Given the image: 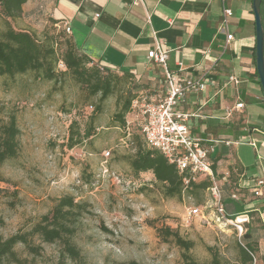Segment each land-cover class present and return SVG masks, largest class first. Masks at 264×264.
<instances>
[{"label":"rangeland","instance_id":"374dc122","mask_svg":"<svg viewBox=\"0 0 264 264\" xmlns=\"http://www.w3.org/2000/svg\"><path fill=\"white\" fill-rule=\"evenodd\" d=\"M55 70L56 81L51 82L31 72L0 77V118L6 121L14 114L20 131L18 155L0 164V239L29 231L58 198L71 195L88 204L73 236L86 264H184L181 250L157 237L155 228L161 226L194 242L191 255L200 264H209L213 254L236 264L239 246L246 242L234 227L223 231L186 220L187 209L203 203L207 192L185 191L170 199L150 172L135 174L128 163L134 149L124 145L122 125L114 119L122 102L114 95L101 113L90 111L98 97H90L69 73L61 74L62 65ZM129 86L135 93L148 89L136 80ZM136 116L131 111L125 121L139 136ZM73 121L80 133L91 121L94 129L89 139L69 149ZM139 141L145 145L140 136ZM227 211L233 213L234 207L227 206ZM31 245L36 252L17 244L15 258L5 257L0 264H72L66 258L62 263L59 243H43L34 236Z\"/></svg>","mask_w":264,"mask_h":264},{"label":"crops","instance_id":"0c3cea01","mask_svg":"<svg viewBox=\"0 0 264 264\" xmlns=\"http://www.w3.org/2000/svg\"><path fill=\"white\" fill-rule=\"evenodd\" d=\"M132 2L26 0L13 25L40 39L45 34L69 37L90 65L132 74L148 88L139 93L154 98L165 93L162 68L147 58L155 41L168 51L171 72L206 81L205 90L188 94L179 110L193 115L191 132L209 148L223 202L226 209L234 207L228 214L250 218L247 239L255 246L256 264H262L264 185L260 196L253 190L258 180L264 181V97L255 64L252 0H141L137 6ZM224 10L231 11L226 27ZM262 20L264 24V9ZM227 34L232 35L228 42ZM238 102L243 107L236 110ZM232 194L238 200H232Z\"/></svg>","mask_w":264,"mask_h":264},{"label":"trees","instance_id":"16d2710c","mask_svg":"<svg viewBox=\"0 0 264 264\" xmlns=\"http://www.w3.org/2000/svg\"><path fill=\"white\" fill-rule=\"evenodd\" d=\"M25 2L26 0L0 2V77L14 78L31 72L45 81H56L55 69L61 64L64 68L61 74L69 73L75 83L85 88L90 97H98V102L91 111L101 113L103 103L114 95L118 103L122 102L119 111L114 114V119L122 125L124 135L121 139L124 140V145L134 149V154L128 158V163L135 174L150 172L154 181L162 186L166 198H180L185 191H188V194L197 191L207 192L211 186L209 177L197 175L196 180L190 181L184 188L183 176L178 174L175 166L169 164L159 151L148 147L137 128V133L145 145L140 142L139 136L134 134L133 126L125 121V116L132 111V102L142 94L135 93L134 88L129 86L130 81L135 80L134 76L130 73H116L90 65L91 60L79 54L72 40L62 34L57 36L45 34L44 38L40 39L30 32L17 30L13 22L21 14ZM263 9L264 0L261 3V18ZM262 26L264 29L263 20ZM3 112L4 107L0 103V116ZM69 128L70 136L67 143L69 149L89 139L94 129L92 121L82 133L74 121L70 123ZM19 133L14 114H9L6 121L0 118V164L18 155ZM201 176L203 178H200ZM197 178H200L199 182ZM206 202L207 199L196 207H203ZM87 207L86 202H76L71 195L58 198L51 211L43 215L29 231L15 233L4 240L0 239V260L5 257L15 258L14 247L17 244L26 246L32 253L36 252L37 248L31 245V240L34 236H38L43 243L60 244L62 263L66 258L72 264H86L79 248L73 242V236L79 218L83 213L88 212ZM155 231L157 237L164 243H173L181 250L184 264H200L191 255L194 242L182 238L177 230L168 226L155 228ZM245 235L250 236V232L247 231ZM245 242L246 245L239 246L236 264H256L255 246L249 243V239H245ZM261 261L264 264V257ZM209 264L228 263L222 262L218 254H213Z\"/></svg>","mask_w":264,"mask_h":264},{"label":"built area","instance_id":"2783aa9c","mask_svg":"<svg viewBox=\"0 0 264 264\" xmlns=\"http://www.w3.org/2000/svg\"><path fill=\"white\" fill-rule=\"evenodd\" d=\"M141 0H133L132 5L137 6ZM230 10H224L222 26L226 27ZM65 31L70 33L69 26L64 24ZM232 40V35L227 34L226 41ZM147 58L153 64L163 70L165 93L164 96L154 98L142 93L132 102L131 110L137 114V127L148 147L160 152L169 164L175 166L178 174L183 176L184 188L190 181L196 180L197 175H205L211 180V186L207 190V202L203 207L187 209L186 220L197 219L207 226L217 229H230L234 227L240 239L246 234L245 224L250 222L247 215L230 216L222 199V191L214 178L212 163L209 159V148L204 140L193 136L190 127L192 114L179 110L181 101L188 94H198L205 90L206 81L196 78H184L168 69V51L164 50L158 41L148 51ZM61 65V64H59ZM230 81L236 82L234 78ZM242 102L235 105L239 110ZM92 110V106L88 108ZM230 111L227 115L230 116ZM124 143V142H123ZM226 142V145H229ZM255 147L254 143H251ZM104 162L109 153L103 155ZM263 180L256 182L253 190L254 196H260V186ZM232 200H238L237 194L230 196ZM241 220V222H239Z\"/></svg>","mask_w":264,"mask_h":264},{"label":"water","instance_id":"95a60500","mask_svg":"<svg viewBox=\"0 0 264 264\" xmlns=\"http://www.w3.org/2000/svg\"><path fill=\"white\" fill-rule=\"evenodd\" d=\"M261 3L262 0H252L253 14L255 20L256 45H255V64L258 79L261 85L264 97V29L261 18ZM245 235L244 238H249Z\"/></svg>","mask_w":264,"mask_h":264},{"label":"bare ground","instance_id":"6f19581e","mask_svg":"<svg viewBox=\"0 0 264 264\" xmlns=\"http://www.w3.org/2000/svg\"><path fill=\"white\" fill-rule=\"evenodd\" d=\"M239 222H240V220H239Z\"/></svg>","mask_w":264,"mask_h":264}]
</instances>
